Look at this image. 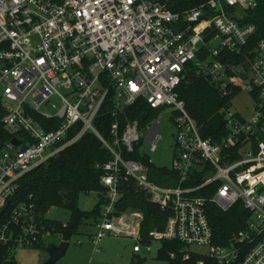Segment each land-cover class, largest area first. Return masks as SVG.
I'll use <instances>...</instances> for the list:
<instances>
[{
  "label": "built area",
  "instance_id": "obj_1",
  "mask_svg": "<svg viewBox=\"0 0 264 264\" xmlns=\"http://www.w3.org/2000/svg\"><path fill=\"white\" fill-rule=\"evenodd\" d=\"M263 7L264 0H0V217L23 174L89 131L110 154L99 166L95 245L106 234L132 237L134 252L149 251L152 239L175 240L184 259L198 256L196 264H264V38L252 20ZM189 73L221 96L234 87L248 96L238 111L232 99L220 109L226 130L218 141L201 136L178 95ZM52 96L59 106L41 111ZM106 101L108 138L93 126ZM140 102L147 111L130 119L126 110ZM164 107L176 128L167 168L173 176L160 184L147 171L157 165L139 148L146 141L156 149L154 112ZM125 181L168 214L163 230L147 239L139 234L141 213L116 211ZM238 202L248 213L245 226L215 244L209 205L226 212ZM46 220L30 200L10 206L0 224L3 264H17L16 248L54 232Z\"/></svg>",
  "mask_w": 264,
  "mask_h": 264
},
{
  "label": "trees",
  "instance_id": "obj_2",
  "mask_svg": "<svg viewBox=\"0 0 264 264\" xmlns=\"http://www.w3.org/2000/svg\"><path fill=\"white\" fill-rule=\"evenodd\" d=\"M261 15L259 19L255 14L252 15V20H255L260 32L256 36L257 39L264 38V7L261 8ZM237 91L238 87H234L227 95L221 96L207 79L192 73L187 74L177 88L178 95L184 101L190 116L197 123L201 136L213 141H218L225 134L226 125L220 109L229 106L230 100ZM110 110L111 104L106 101L93 123L104 138H108V127L112 121ZM144 111H147V107L140 102L129 107L125 114L130 119H139ZM36 118L41 123L45 121L41 117ZM78 127L79 123L75 124L68 137H72ZM131 157L146 164L145 156L140 157L134 152ZM109 158L110 154L99 138L92 132L86 131L75 142L23 174L17 182L16 192L10 197V206L30 200L35 204L36 210L42 214L53 206L70 209V220L67 222L46 220L54 226V232L51 233H58L61 240L68 241L88 217L87 213L77 210V200L81 192H97L98 203L93 209V214L97 215L96 220L99 218L103 203V198L99 196L103 191L100 184L102 170L99 166ZM147 171L149 178L160 184L164 182L166 175L173 176L171 171L163 166L147 165ZM121 191L122 195L116 211L132 210L142 214L139 227L141 239H147L149 232L154 229L163 230L167 213L160 211L131 181L122 182ZM10 206L6 207L5 214L0 217V224L4 222ZM207 215L213 230L214 243L218 245L226 244L233 233L245 226L248 218L247 211L239 202L226 212L220 211L214 205H209ZM183 248V244L178 241L161 240L158 258L166 261L167 264H196L198 256L191 253L188 258L184 259L183 251L185 250ZM5 252V249H0V264H3L2 258L6 255ZM170 252H174L175 256L170 257Z\"/></svg>",
  "mask_w": 264,
  "mask_h": 264
},
{
  "label": "rangeland",
  "instance_id": "obj_3",
  "mask_svg": "<svg viewBox=\"0 0 264 264\" xmlns=\"http://www.w3.org/2000/svg\"><path fill=\"white\" fill-rule=\"evenodd\" d=\"M61 91L63 89L60 88ZM248 101L246 93L236 94L232 98L231 109L238 111V106H242ZM59 106L57 97L52 96L48 104L40 106L41 111L51 112V104ZM160 117L158 133L161 139L157 142L156 149L149 151V143L144 141L139 148L142 155L148 156L157 166L169 168L173 153L175 115L164 107L154 112ZM148 121H146L147 123ZM49 151H45L48 153ZM136 186V185H135ZM138 188V186H136ZM98 203V194L95 191L81 192L77 200V210L88 214L84 222L79 225L77 233L68 240L69 245L65 254L54 264H167L166 261L158 258L161 240L152 239L150 250L143 246L139 252L133 251L135 241L132 237L106 234L99 239L96 245L93 243V236L97 228L95 221L96 214L93 209ZM132 211V210H131ZM71 210L63 206H53L45 213V218L57 222H67L70 220ZM161 231V230H158ZM61 236L58 233H47L39 244L32 246H22L14 250L13 256L17 264H44L48 258L47 247L59 244ZM192 251H200V247L191 246Z\"/></svg>",
  "mask_w": 264,
  "mask_h": 264
},
{
  "label": "water",
  "instance_id": "obj_4",
  "mask_svg": "<svg viewBox=\"0 0 264 264\" xmlns=\"http://www.w3.org/2000/svg\"><path fill=\"white\" fill-rule=\"evenodd\" d=\"M146 114L142 115V118H145ZM12 142L15 145H18V140L12 139ZM69 245L68 241L61 240L59 244H53L47 247L46 251L48 253V258L44 264H54L58 259H60L66 252Z\"/></svg>",
  "mask_w": 264,
  "mask_h": 264
}]
</instances>
